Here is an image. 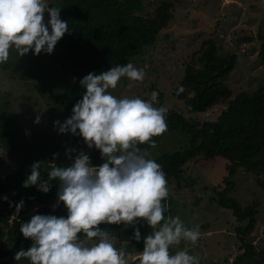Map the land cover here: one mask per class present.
Segmentation results:
<instances>
[{"label": "rangeland", "instance_id": "rangeland-1", "mask_svg": "<svg viewBox=\"0 0 264 264\" xmlns=\"http://www.w3.org/2000/svg\"><path fill=\"white\" fill-rule=\"evenodd\" d=\"M161 1L141 0L139 13L152 12ZM170 12L171 16L155 42L132 57L131 63L144 70V80L121 78L116 89L109 90L112 95L150 101L151 92L156 91L159 94L156 105L196 120H214L224 105L216 104L202 113H186L181 100L172 96V89L182 77L184 64L207 39L217 46L218 55L236 54L234 68L222 80L232 95L251 92L264 84V67L256 59L260 43L258 34L264 26V0H173ZM44 22H48L47 14ZM56 52L54 49L53 53ZM72 70L80 69L43 52L33 55L30 51L20 57L14 49L10 50L9 60L0 64L1 110L3 114H12L17 131L11 149L0 148V176L14 168L15 159L26 165L41 162V169L47 171L52 164L70 166L79 152L90 157L91 166L105 162L99 150L88 148L78 134H61L58 126H54L55 121L63 123L70 118L79 101L70 91ZM37 117L40 118L38 123ZM187 143L188 136L184 132L171 131L148 150L149 158L182 150ZM69 149H75V152L69 153ZM54 154H58L55 159ZM226 164L221 157L190 160L183 168L193 181L178 189L168 185V215L180 217L187 227L198 228L200 232L195 245L182 241L170 248L172 254L185 250L198 256L200 264H230L240 252L233 231L237 223L231 211L219 206L214 199L223 184ZM232 180L234 184L227 196L243 205L253 201L258 203L253 231L244 239L257 249L264 248V174L257 176L237 168ZM122 227L125 229V225ZM32 243L29 240L28 248ZM123 244L116 239V247ZM0 264H30V261L5 258Z\"/></svg>", "mask_w": 264, "mask_h": 264}, {"label": "clouds", "instance_id": "clouds-1", "mask_svg": "<svg viewBox=\"0 0 264 264\" xmlns=\"http://www.w3.org/2000/svg\"><path fill=\"white\" fill-rule=\"evenodd\" d=\"M61 8L50 7L48 0H0V64L9 60L14 49L22 57L30 51L52 54L58 41L69 32L68 22L60 18ZM45 13L48 22L45 24ZM143 81L145 72L134 64L117 65L107 71L87 74L80 85L82 99L63 123L55 121L59 133L79 135L88 148L99 150L105 162L91 166L84 152L75 155L70 166L52 164L48 180H41V162L31 165V174L24 187L38 186L47 193L58 180V202L67 209V216L32 215L20 226V233L33 243L20 249L14 259H27L30 264H200L199 257L185 250L170 252L182 241L195 245L198 228H189L180 217L165 216L162 201L169 196L168 181L162 166L149 158L148 149L156 146L153 137L168 130L167 109L156 107L158 92L151 100L139 97L117 98L121 78ZM75 81V78H74ZM131 88V84L128 86ZM184 91L179 88L177 95ZM37 117L36 122H39ZM69 153L75 149H69ZM67 154V153H66ZM58 154H54V159ZM16 215L23 201L16 206ZM144 220L151 233L143 238V251L135 255L127 247H116V237L99 228L101 224L133 225ZM81 236L84 238L82 239ZM132 239L139 242L135 229ZM127 245V242H125Z\"/></svg>", "mask_w": 264, "mask_h": 264}, {"label": "trees", "instance_id": "trees-1", "mask_svg": "<svg viewBox=\"0 0 264 264\" xmlns=\"http://www.w3.org/2000/svg\"><path fill=\"white\" fill-rule=\"evenodd\" d=\"M50 7H60V18L68 22L69 32L58 41L56 53L49 56L55 60L67 61L80 70H72L71 93L81 100L84 88L80 85L89 73L99 74L110 67L131 63L132 57L152 45L159 31L171 16L173 0L161 1L152 12L145 15L141 0H48ZM47 13H45L46 15ZM47 24V23H45ZM260 43L256 59L264 67V26L259 34ZM217 46L207 39L200 48L191 54L190 61L184 64L181 79L172 89V96L181 100L186 113H202L216 105H224L214 120H196L182 113L167 109L168 130L153 137L156 145L171 131H181L188 136L185 148L171 153H161L153 158L162 166L168 185L178 189L191 183L193 179L185 174L184 165L195 159L209 160L224 158L226 175L222 186L217 190L215 202L231 211L237 223L234 234L239 241L240 252L230 264H264V248H256L246 241L255 224L258 203H239L227 196L234 181L232 176L237 168L256 174H264V84L251 92L231 90L223 83V78L234 68L236 54L218 55ZM75 78V81H74ZM184 91L177 95L179 88ZM0 100V148L11 149L17 137L12 114H3ZM156 107H161L159 104ZM150 150L147 144L140 145ZM11 159V158H10ZM12 160V159H11ZM13 161V160H12ZM14 168L0 176V193L9 196L17 205L23 201L24 213L39 203L50 205L59 190L58 180L49 181L51 188L47 193L38 191V186L24 187V181L31 174V165L15 159ZM98 167V164H93ZM41 180H48L46 168L40 169ZM169 213V204L162 201ZM67 216V209L58 203L54 210L47 206L39 207L28 215H16L13 206L0 197V260L14 259L20 250H27L29 239H25L19 229L32 215ZM101 224L106 230L123 241L129 252L143 248L144 236L151 233L147 223L139 219L133 225ZM139 229L141 240L132 239L135 229ZM83 239L84 237L81 236ZM22 241L25 242L22 244ZM127 242V245L126 243ZM119 246V244H117ZM6 263V262H5Z\"/></svg>", "mask_w": 264, "mask_h": 264}, {"label": "water", "instance_id": "water-1", "mask_svg": "<svg viewBox=\"0 0 264 264\" xmlns=\"http://www.w3.org/2000/svg\"><path fill=\"white\" fill-rule=\"evenodd\" d=\"M0 197H2L5 200H7L13 206L14 211L16 213V207H15L16 205H15L14 201L9 196H7V195H5L3 193H0ZM58 203H59L58 202V196H57V193H56L55 197L53 199V202L50 205H46V204H43V203L35 204V205L31 206L29 209H27L24 213H19V216L20 217H24V216L28 215L31 211H33V210H35V209H37L39 207L47 206L50 210H54L55 207L58 205ZM151 231H152V229H151ZM142 251H143V248L134 251L133 254L134 255H135V253L139 254Z\"/></svg>", "mask_w": 264, "mask_h": 264}, {"label": "crops", "instance_id": "crops-1", "mask_svg": "<svg viewBox=\"0 0 264 264\" xmlns=\"http://www.w3.org/2000/svg\"><path fill=\"white\" fill-rule=\"evenodd\" d=\"M134 264H139V262L138 261H134Z\"/></svg>", "mask_w": 264, "mask_h": 264}, {"label": "built area", "instance_id": "built-area-1", "mask_svg": "<svg viewBox=\"0 0 264 264\" xmlns=\"http://www.w3.org/2000/svg\"><path fill=\"white\" fill-rule=\"evenodd\" d=\"M95 167V166H94Z\"/></svg>", "mask_w": 264, "mask_h": 264}]
</instances>
